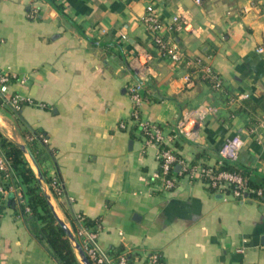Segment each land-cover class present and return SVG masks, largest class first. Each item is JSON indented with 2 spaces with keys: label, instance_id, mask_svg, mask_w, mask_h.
<instances>
[{
  "label": "crops",
  "instance_id": "0c3cea01",
  "mask_svg": "<svg viewBox=\"0 0 264 264\" xmlns=\"http://www.w3.org/2000/svg\"><path fill=\"white\" fill-rule=\"evenodd\" d=\"M56 4L0 0V70L14 74L8 94L34 100L20 111L0 103V130L24 146L25 126L48 137L43 168L65 192L52 204L57 215L74 236V218L99 219L100 248L123 244L136 264H149L152 253L161 254V264H264V193L243 200L184 176L165 189L159 147L146 144L128 89L138 78L135 67L150 56L142 68L141 117L161 124L169 145L193 162L218 165L225 141L240 135L234 163L264 187V0ZM149 8L187 58L199 57L222 75L220 90L201 76L200 63L176 67L160 56L144 19ZM244 92L249 96L237 97ZM206 104L217 113L196 124L194 138L180 132L184 113ZM12 193L0 198V264H61L38 232L41 222L17 212Z\"/></svg>",
  "mask_w": 264,
  "mask_h": 264
},
{
  "label": "built area",
  "instance_id": "2783aa9c",
  "mask_svg": "<svg viewBox=\"0 0 264 264\" xmlns=\"http://www.w3.org/2000/svg\"><path fill=\"white\" fill-rule=\"evenodd\" d=\"M55 1L60 3L62 0ZM196 1L200 2L201 0ZM144 19L161 57L167 58L173 62L176 67H180L183 62L187 64L200 63V65L198 64V70L201 73V76L209 80L214 89L220 90L223 87L224 81L222 75L211 64L201 62L199 57L187 58L177 43L165 35L163 31L164 23L152 8H149ZM175 20L177 21L179 18L176 16ZM181 26V24L177 25L178 28ZM258 50L264 51V46H259ZM149 57L147 56L146 60L142 61L140 65L135 67L137 69L138 78L128 85V89L135 104L132 115L133 118L139 122V130L141 131L146 144H154L159 147L158 157L160 160L163 187L168 190L174 188L178 184V181L184 176L188 179L199 178L201 180H205L215 188H229L234 196L243 200L247 199L248 196L253 193L262 194L263 189L251 186L248 176L241 171L220 167V165L224 164L226 160L235 161L238 159L240 150L244 145V139L240 135H234L225 141L220 149V160L218 165L193 162L183 158L182 155L176 152L173 147L169 145L171 134L167 132L161 124L141 117L139 110L145 99L144 74L142 72V68L146 67ZM193 72L194 71H188L184 75V79L187 82H191L193 80ZM13 75L14 74L10 73L8 70H0V93L5 97L7 103L10 104L13 109L20 111L24 104L33 103L34 100L31 98H24L19 93L8 94L9 83L13 78ZM239 96L243 98L248 97L249 93L244 92L239 94L237 97ZM231 99L235 100L236 96H232ZM209 113L216 114V106L206 104L195 108L194 110L185 112L180 120L179 131L187 134V136L191 138H194L196 133V124L203 120V118H205V116ZM120 125L122 127H126L127 120H122ZM259 125L264 126V119ZM41 137L44 143L48 142V137L46 135H41ZM31 157L32 156L30 154L29 163L36 172V175L40 177L37 168L38 166L33 157L32 159ZM176 165H179L178 171L175 170ZM0 172L5 173L7 176H11L12 174L10 165L1 152ZM44 184L46 189L44 187L43 189H45L51 203L53 202L54 196H64V187L62 186L61 179L58 176H53L50 183L42 180V185ZM11 192L15 193L20 204H26V196L22 190V186L12 184L9 187H6L5 185L0 184V197L9 195ZM25 210L28 212L31 211L28 204H26ZM79 217L80 220H82V215ZM80 233L85 235L86 249L90 258L101 263L104 261L108 263L112 262V258L105 250H102L98 244V231L88 230L83 226ZM149 258V264H159V255L157 253H152ZM83 264L85 263L83 262ZM118 264H127V256L125 254L121 255Z\"/></svg>",
  "mask_w": 264,
  "mask_h": 264
},
{
  "label": "trees",
  "instance_id": "16d2710c",
  "mask_svg": "<svg viewBox=\"0 0 264 264\" xmlns=\"http://www.w3.org/2000/svg\"><path fill=\"white\" fill-rule=\"evenodd\" d=\"M52 3L56 4L55 0ZM57 5V4H56ZM0 103H7L5 97L0 93ZM27 104V103H26ZM24 134L26 137V144L23 147L22 144L14 141L0 130V152L4 155L11 168V176H7L5 173L0 172V184L9 187L12 184L16 186H22V190L26 196V204L31 208V211H26V204H20L17 212L23 213L26 219L32 221H40V227L37 226L39 234H42V238L46 240L50 248L51 253L58 258L61 264H83L78 258L73 240L79 244L85 255L88 257L90 264H118L121 255L127 256V264H136L135 255L126 252V247L123 244L113 245L106 252L112 258V262L108 263L97 262L90 258L86 249L85 235L80 233V228L85 227L88 230L99 231V219H92L88 216L82 215L81 224H79L74 218L73 227L76 232L74 239L69 235V232L63 227L60 219L49 199V196L43 189L41 178L50 183L52 176L47 175L46 170L43 168V161L51 155V150L48 145L43 142L41 133H44L41 129H31L25 126ZM30 153L36 162L41 178L36 175V172L32 168L29 160L26 157V153ZM221 168H228L232 170L241 171V168L234 163V161L226 160L224 164L220 165ZM244 173L243 171H241ZM251 186L255 188H262L264 193V187L249 180ZM13 193L9 195L13 197ZM1 198V197H0ZM11 205L13 198L7 200V203ZM159 264L163 262V257L159 254Z\"/></svg>",
  "mask_w": 264,
  "mask_h": 264
},
{
  "label": "water",
  "instance_id": "95a60500",
  "mask_svg": "<svg viewBox=\"0 0 264 264\" xmlns=\"http://www.w3.org/2000/svg\"><path fill=\"white\" fill-rule=\"evenodd\" d=\"M23 147H25V146L23 145ZM58 217H59V216H58ZM59 219H60V222H61V224L63 225V227L69 232V235L74 239V235H73L72 231L69 229V227L67 226V224L65 223V221H64L63 219H61L60 217H59ZM263 241H264V240H263ZM76 247L78 248L79 253H80V255L82 256V260H83V262H84L85 264H90V261H89L88 257L85 255V253H84L82 247H81L79 244H77Z\"/></svg>",
  "mask_w": 264,
  "mask_h": 264
},
{
  "label": "rangeland",
  "instance_id": "374dc122",
  "mask_svg": "<svg viewBox=\"0 0 264 264\" xmlns=\"http://www.w3.org/2000/svg\"><path fill=\"white\" fill-rule=\"evenodd\" d=\"M56 197H58V196H54V198H53V202H52L53 205L55 204V202L57 203V201H56ZM60 197H61V196H60Z\"/></svg>",
  "mask_w": 264,
  "mask_h": 264
}]
</instances>
